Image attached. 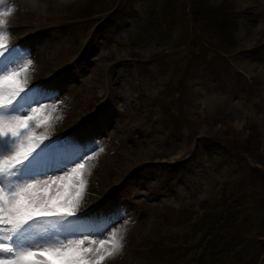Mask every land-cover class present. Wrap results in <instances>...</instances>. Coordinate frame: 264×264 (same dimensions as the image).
Wrapping results in <instances>:
<instances>
[{
	"label": "rangeland",
	"instance_id": "rangeland-1",
	"mask_svg": "<svg viewBox=\"0 0 264 264\" xmlns=\"http://www.w3.org/2000/svg\"><path fill=\"white\" fill-rule=\"evenodd\" d=\"M208 4L234 21L232 44L212 19L180 31L182 0H0L14 9L5 42L21 38L33 61L25 87L56 89L36 133L104 149L84 161L77 212L93 227L118 213L124 247L105 264H194L181 248L199 244L191 225L203 213L240 226L223 264H264V0ZM116 7V27L93 33Z\"/></svg>",
	"mask_w": 264,
	"mask_h": 264
},
{
	"label": "snow or ice",
	"instance_id": "snow-or-ice-1",
	"mask_svg": "<svg viewBox=\"0 0 264 264\" xmlns=\"http://www.w3.org/2000/svg\"><path fill=\"white\" fill-rule=\"evenodd\" d=\"M13 11H0V264H105L124 247L118 213H100L93 227L77 212L88 187L84 161L104 149L36 133L52 121L41 108L56 89L26 88L20 78L33 61L5 42Z\"/></svg>",
	"mask_w": 264,
	"mask_h": 264
},
{
	"label": "trees",
	"instance_id": "trees-1",
	"mask_svg": "<svg viewBox=\"0 0 264 264\" xmlns=\"http://www.w3.org/2000/svg\"><path fill=\"white\" fill-rule=\"evenodd\" d=\"M187 9V13H181L180 7L178 6L179 13L177 14V18L175 24H182L184 30L187 26L194 27L197 25V22L204 20H211L213 33L222 38V41H228L229 43H233V39L231 37L232 31L235 30L237 26H235L234 21L230 18H220L217 15L224 13L225 9H223L222 4H217L216 6L211 7L208 4V0H182ZM175 3L172 2L169 6L166 4L163 10H170L173 8ZM110 15L106 16L105 22L99 26V33H106V31L112 29L117 20L123 18V11L119 10L117 7ZM169 15H167L168 18ZM222 16V15H221ZM168 20L165 22L166 26L169 25ZM168 27H171L169 25ZM176 33V31H175ZM194 40V39H193ZM166 173V169L164 170ZM231 220L227 215H222L221 218H210L208 219V214L203 213L201 218L191 225L195 232L198 235L197 242L199 243L195 248H192L191 245H186L181 250L186 252H190L194 254L193 263L194 264H223L225 261L226 252H233L235 246H240L241 242L238 243L237 240H234L232 236L236 232L238 227L237 222H230ZM230 222V223H228ZM236 241V242H235ZM193 249V250H192ZM192 250V252L190 251Z\"/></svg>",
	"mask_w": 264,
	"mask_h": 264
},
{
	"label": "bare ground",
	"instance_id": "bare-ground-1",
	"mask_svg": "<svg viewBox=\"0 0 264 264\" xmlns=\"http://www.w3.org/2000/svg\"><path fill=\"white\" fill-rule=\"evenodd\" d=\"M128 124H129L128 122L125 123L126 126H127Z\"/></svg>",
	"mask_w": 264,
	"mask_h": 264
}]
</instances>
